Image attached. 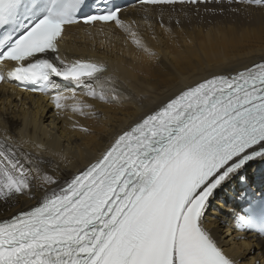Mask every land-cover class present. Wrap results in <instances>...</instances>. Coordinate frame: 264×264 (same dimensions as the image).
<instances>
[{"label": "snow or ice", "instance_id": "6c2138e0", "mask_svg": "<svg viewBox=\"0 0 264 264\" xmlns=\"http://www.w3.org/2000/svg\"><path fill=\"white\" fill-rule=\"evenodd\" d=\"M208 0H140L145 5ZM231 2V0H230ZM264 7V0H236ZM85 0H0V81L47 94L54 78L110 103L102 81L105 65L68 61L58 44L65 27L115 23L133 43L141 40L119 18V8L78 16ZM179 23V21H177ZM147 52L148 49L145 48ZM52 57V58H50ZM31 85V87H29ZM96 85V86H93ZM91 115L90 104L57 91V109ZM82 131H88L82 128ZM11 138L0 141V202L33 189L35 206L0 219V264H236L203 226L216 193L253 162H264V62L231 74H215L189 86L119 132L100 157L59 187L38 167L16 158ZM235 213L239 231L264 236V198L242 189Z\"/></svg>", "mask_w": 264, "mask_h": 264}, {"label": "bare ground", "instance_id": "6f19581e", "mask_svg": "<svg viewBox=\"0 0 264 264\" xmlns=\"http://www.w3.org/2000/svg\"><path fill=\"white\" fill-rule=\"evenodd\" d=\"M245 6L177 4L128 8L121 12L120 19L136 33L143 47L134 44L128 32L112 25L104 26L103 31L80 25L67 27L61 42L63 57L106 64L103 91L118 99L104 103L84 96L83 87L76 88L77 99L92 106L85 109L91 115L82 116L71 111L73 100L64 101L66 106L60 110L45 96L23 94L8 88L7 83L1 84L0 141L10 137L16 158L26 168L34 171L38 167L54 176L58 184L49 186V190L61 186L98 158L119 132L179 91L212 75L231 74L264 61V7ZM221 8L255 14L251 15L250 25L235 30L238 33L233 29L217 33L194 29V33H186L195 13L218 12ZM62 93L71 96L72 91ZM255 164L245 171L251 181L264 174L261 161ZM32 195L34 199L22 195L0 202V219L36 205L43 191L34 187ZM224 201V196L218 197L216 207L207 211L204 227L236 264H249L254 259L255 264H263L264 240L236 232L231 220L234 207L223 205Z\"/></svg>", "mask_w": 264, "mask_h": 264}, {"label": "rangeland", "instance_id": "374dc122", "mask_svg": "<svg viewBox=\"0 0 264 264\" xmlns=\"http://www.w3.org/2000/svg\"><path fill=\"white\" fill-rule=\"evenodd\" d=\"M245 7L249 8L247 6H245ZM229 10L230 11H226V10H223L221 8L220 11H218V12H215V10H213V11L209 10V11H212L213 13L212 12L211 13H208V12L195 13V16H193V20H192L193 22L191 24H189V28H188L189 30L186 29V33H188V32L194 33V31H198V30H200L202 32V31H207L208 29L214 30V32H216V33L219 30L223 31V30H227V29H233L235 31V30H240V26H242L241 27V29H242L243 27H247L248 25H250L252 23V16L251 15H252V13L255 14V12L251 13V11H247V10L241 11L240 9L237 10L236 8L235 9L232 8ZM208 25H210V26H208ZM212 25H213V27H212ZM235 32L238 33V31H235Z\"/></svg>", "mask_w": 264, "mask_h": 264}]
</instances>
